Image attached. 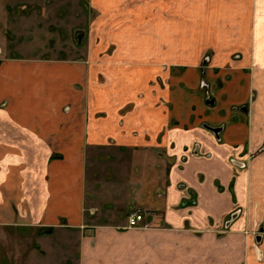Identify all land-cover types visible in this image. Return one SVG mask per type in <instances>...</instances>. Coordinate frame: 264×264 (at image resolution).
Here are the masks:
<instances>
[{
  "label": "crops",
  "instance_id": "obj_1",
  "mask_svg": "<svg viewBox=\"0 0 264 264\" xmlns=\"http://www.w3.org/2000/svg\"><path fill=\"white\" fill-rule=\"evenodd\" d=\"M137 1L112 55H0V264L30 232L46 243L3 248L14 264H264V0ZM109 146L158 164L131 188L146 225L85 216L88 152Z\"/></svg>",
  "mask_w": 264,
  "mask_h": 264
},
{
  "label": "rangeland",
  "instance_id": "obj_2",
  "mask_svg": "<svg viewBox=\"0 0 264 264\" xmlns=\"http://www.w3.org/2000/svg\"><path fill=\"white\" fill-rule=\"evenodd\" d=\"M137 3L136 0L108 1L105 8L107 17H104L94 0H12L9 11L6 1L0 0V55L75 60H81L94 50L104 56L112 55L115 44L107 38L114 37L117 26L145 25V15L140 16L138 9L132 13ZM6 41L11 42L10 48L5 45ZM16 44L19 45L14 48ZM88 153L90 194L85 216H90L87 218L93 223L127 222L129 212L141 206L131 188L134 184L152 180L158 164L144 168L146 174L142 175L139 173H142L140 167H133L129 152L109 146L101 150L92 148ZM22 233L20 237L24 235ZM43 240L30 232L25 241L5 242V248L1 247V264H14L13 256L5 250L10 249L15 254L19 247L23 248L22 244L28 249H36L38 244L45 242ZM53 251L36 256H31L30 252L27 261L31 264H60L63 258L61 253ZM74 252L78 255L76 250ZM20 259L17 258V261Z\"/></svg>",
  "mask_w": 264,
  "mask_h": 264
},
{
  "label": "flooded vegetation",
  "instance_id": "obj_3",
  "mask_svg": "<svg viewBox=\"0 0 264 264\" xmlns=\"http://www.w3.org/2000/svg\"><path fill=\"white\" fill-rule=\"evenodd\" d=\"M242 111H248V108L246 107V106H242L241 108H240ZM211 127V126H210ZM224 127H225V125L224 124H222V125H220V126H218V127H213V128H222V130L224 129ZM221 130V131H222ZM221 131L218 133V136L214 133V135L219 139V137H220V133H221ZM264 151V143H263V145H262V147L257 151V152H263ZM163 196V194L160 192V193H158V197H162ZM141 205V204H140ZM133 210H139L140 212H141V214L143 215V219H142V221L140 222V224L138 225V226H135V227H129L128 225V227L129 228H137V227H140L141 225H143V224H148V217H149V215H150V211L148 210V209H146L145 207H143V206H137V207H135ZM133 210H131V211H133ZM130 211V212H131ZM129 212V213H130ZM129 215V214H128ZM128 215H127V224H128ZM236 215H237V212H233L231 215H230V218H229V220L226 222V226H229V224H230V222H231V220L232 219H234L235 217H236ZM262 231L263 230H261L260 232H253L252 233V235L254 236V239H256L255 241H259V240H261V233H262Z\"/></svg>",
  "mask_w": 264,
  "mask_h": 264
},
{
  "label": "built area",
  "instance_id": "obj_4",
  "mask_svg": "<svg viewBox=\"0 0 264 264\" xmlns=\"http://www.w3.org/2000/svg\"><path fill=\"white\" fill-rule=\"evenodd\" d=\"M143 219V215L139 210H133L128 215V226L135 227L140 224Z\"/></svg>",
  "mask_w": 264,
  "mask_h": 264
},
{
  "label": "water",
  "instance_id": "obj_5",
  "mask_svg": "<svg viewBox=\"0 0 264 264\" xmlns=\"http://www.w3.org/2000/svg\"><path fill=\"white\" fill-rule=\"evenodd\" d=\"M209 130H211L212 132H214L217 136H218V133L222 130V128H213V127H210V126H206Z\"/></svg>",
  "mask_w": 264,
  "mask_h": 264
}]
</instances>
